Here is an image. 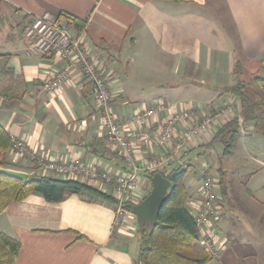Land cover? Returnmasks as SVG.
Segmentation results:
<instances>
[{
	"label": "crops",
	"instance_id": "1",
	"mask_svg": "<svg viewBox=\"0 0 264 264\" xmlns=\"http://www.w3.org/2000/svg\"><path fill=\"white\" fill-rule=\"evenodd\" d=\"M222 5L230 28L218 17ZM44 12L53 16L66 13L84 21V27L74 28L73 33L82 32L90 56L106 65L112 107L125 122L159 100L172 105L173 110L193 105L214 113L226 103L235 104L234 115L217 119L191 149L183 150V161L189 170L195 156L213 147L211 141L218 129L238 114L239 100L224 92L225 87L236 83V63L240 61L248 67L264 60V0H0V91L18 96L9 100L0 95V124L14 138L23 140L36 156L80 158L112 173L123 172L125 161L120 149L112 146L102 132L90 84L74 71L60 88L44 89L43 79L62 64L27 52L25 26ZM168 113L160 112L141 129L152 135L158 133ZM133 128L139 127L127 123L125 133L130 135ZM253 129L247 123L243 136L259 135ZM135 141L141 191L145 195L143 187L147 189L152 184L150 172L142 167L152 155L160 158L167 150L155 146L151 154L140 139ZM7 160V169L28 175L37 170L32 159L15 155L14 151L8 153ZM255 162L258 168L243 183L246 198L240 215L261 222L264 161L255 158ZM174 166L170 164L162 170ZM203 168L210 173V163L205 162L199 170ZM199 175L195 170L190 182H185L190 193L188 207L190 200L200 198ZM218 179L222 218L225 209L238 208L234 189L232 205L224 172ZM144 182L148 184L144 186ZM92 186L114 195L110 186L99 182ZM114 221L112 203L88 196L83 199L77 194L50 203L33 193L1 213L0 232L21 244L15 264H134L141 246L133 240L142 224L134 215L118 230ZM238 224L233 217V231L216 233L225 240L220 263L264 264V244L251 241ZM195 250L204 249L197 243Z\"/></svg>",
	"mask_w": 264,
	"mask_h": 264
},
{
	"label": "built area",
	"instance_id": "2",
	"mask_svg": "<svg viewBox=\"0 0 264 264\" xmlns=\"http://www.w3.org/2000/svg\"><path fill=\"white\" fill-rule=\"evenodd\" d=\"M73 30L74 27L66 15L53 16L50 12H44L34 17L25 26L23 36L27 44V52L53 58L62 64L43 79L42 85L46 90L60 88L71 78L74 71L80 72L91 86L92 95L101 115L102 132L106 140L122 152L125 169L121 173H112L94 164L86 163L80 158L39 157L29 152L23 140L17 139L13 151L18 156L28 155L43 175L50 174L62 179L87 182L90 185L99 182L102 186L112 187L118 201L114 226L119 230L126 219L135 215L126 206L135 205L145 198L141 191L140 167L135 158L138 146L135 139H140L151 154L154 153L155 146L167 150V153L160 158L152 155L153 158L146 161L142 167L145 171L160 172L170 164L188 168V164L183 161V150L191 149L197 139L207 134L217 119L234 115L237 107L230 102L216 113L193 105L173 110L172 105L159 100L134 113L125 122L113 110V96L106 76V65L90 56L84 47L82 32L73 33ZM167 110L170 113L165 117L158 133L152 135L141 129L145 124L154 121L160 112ZM240 120L242 123L243 119L240 118ZM127 123L139 127L131 130L132 136L125 133ZM200 175L202 176L200 198L195 202L190 200L188 205L199 230L198 242L205 252L218 258L221 246L225 244V240H221L216 234V222L220 220L223 211L222 198L217 191L220 180L211 175L207 168L201 169Z\"/></svg>",
	"mask_w": 264,
	"mask_h": 264
},
{
	"label": "trees",
	"instance_id": "3",
	"mask_svg": "<svg viewBox=\"0 0 264 264\" xmlns=\"http://www.w3.org/2000/svg\"><path fill=\"white\" fill-rule=\"evenodd\" d=\"M60 15H66L74 28L81 30L84 27V21L81 19L66 13ZM244 68L238 61L235 65L236 83L224 88V92L239 100L238 114L224 123L211 141V144L218 141L223 145L224 156H230L234 152L243 123L252 124L254 132L264 136V75L260 73V69L253 75L251 82L243 75V72H246ZM0 95L9 100L18 98L17 95L6 91H0ZM240 118L243 119L242 123ZM15 140L16 138L0 124V168L7 169V155L13 151ZM188 171L189 168L181 166L160 171L171 181L172 186L155 223L152 226L145 224L140 228L139 232L146 235L147 240L145 245H141L134 264H221L219 259L204 250L198 252L201 256L194 255L197 252L195 245L199 241V230L195 217L187 206L190 193L185 178ZM154 173L156 172H150L148 175L150 184ZM222 175L221 172L220 176ZM33 193L40 194L50 203H59L67 196L77 194L83 199L88 196L112 203L115 209L118 204L113 194L101 188L78 180L43 175L37 168L26 180L0 172V215L10 204L22 201ZM126 207L133 212L134 205ZM20 247L17 239L0 232V264H15Z\"/></svg>",
	"mask_w": 264,
	"mask_h": 264
},
{
	"label": "rangeland",
	"instance_id": "4",
	"mask_svg": "<svg viewBox=\"0 0 264 264\" xmlns=\"http://www.w3.org/2000/svg\"><path fill=\"white\" fill-rule=\"evenodd\" d=\"M221 3L222 2H220V5ZM221 11L222 14H218V17L222 18L223 23H225L226 26L230 28L229 18L227 14H225L226 12L224 10V6L221 7ZM230 32L233 35V30H231ZM263 68H264V60L261 61L259 60L255 63H250L248 67L244 68L246 74L243 72V75H245L246 78L252 82L253 75L259 72L260 69H262L260 73L264 75ZM244 69L242 71H244ZM246 126H247L246 123H243L241 132L238 136L237 145L234 149V152L230 156L223 155V145L218 141L214 142L213 147L205 154H200L198 156H195L196 159L193 160V168H191L188 171V174L185 178V182L189 183L194 175L195 170H197V172H200L199 169L203 166L205 162L210 163V168H209L210 174L213 175L214 177L219 178L220 173L223 171L225 177V183L229 187L231 192L232 205H233V189H234L235 197L237 199L236 205L238 209H233L232 206L228 208L227 211L226 209L224 210L225 215L222 216L220 221L216 222L217 225L216 233L220 235L222 233H228V231H233V217H234L239 223L237 227L239 229H242L243 232H248L246 236L249 237L251 241H256L259 242V244H264V210L262 212L263 219L261 220V222H259V220H257L256 222L250 221L249 216L246 218V216L243 217L240 215L243 212V206L245 203L243 198H246L243 193V186H244L243 183H246L247 179H249V176L253 174L254 171L259 166L255 162V158L264 161V137L260 134L255 135L254 138L243 136L242 132L244 130L246 131ZM197 151H201V149L196 150L194 152L195 155H197ZM14 153L15 155H17L16 152ZM202 153L204 152L202 151ZM20 157H24V156H20ZM199 178L201 179L200 175ZM145 183L148 184L147 182H144V186H146ZM151 189H152V185L149 186L147 189L146 187H143L142 190L145 191L146 193L145 195L147 196L151 191ZM219 189L220 187L217 188V191H219ZM146 240H147V236L140 232L137 234L136 239L133 240V242L136 243V245L141 246L146 244ZM194 255L201 256L202 254L196 252ZM262 255L264 258V254ZM219 257L217 259H219Z\"/></svg>",
	"mask_w": 264,
	"mask_h": 264
},
{
	"label": "water",
	"instance_id": "5",
	"mask_svg": "<svg viewBox=\"0 0 264 264\" xmlns=\"http://www.w3.org/2000/svg\"><path fill=\"white\" fill-rule=\"evenodd\" d=\"M0 172L7 173L23 180H26L29 176L25 172L5 168H0ZM151 183L152 189L149 194L133 207V212L139 223L148 226H152L157 220L159 212L166 200L168 191L172 186L171 181L161 172L153 174Z\"/></svg>",
	"mask_w": 264,
	"mask_h": 264
}]
</instances>
